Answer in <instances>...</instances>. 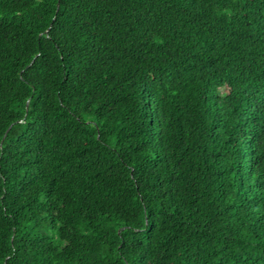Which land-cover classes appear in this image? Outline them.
Wrapping results in <instances>:
<instances>
[{
  "label": "trees",
  "instance_id": "obj_1",
  "mask_svg": "<svg viewBox=\"0 0 264 264\" xmlns=\"http://www.w3.org/2000/svg\"><path fill=\"white\" fill-rule=\"evenodd\" d=\"M0 264H264V0H0Z\"/></svg>",
  "mask_w": 264,
  "mask_h": 264
},
{
  "label": "water",
  "instance_id": "obj_2",
  "mask_svg": "<svg viewBox=\"0 0 264 264\" xmlns=\"http://www.w3.org/2000/svg\"><path fill=\"white\" fill-rule=\"evenodd\" d=\"M27 109H28V104H27ZM4 139H5V138H3V140L1 141V146H2V144H3V142H4Z\"/></svg>",
  "mask_w": 264,
  "mask_h": 264
}]
</instances>
